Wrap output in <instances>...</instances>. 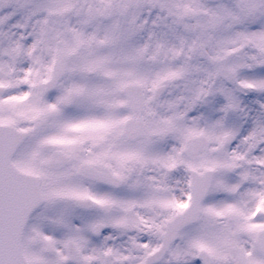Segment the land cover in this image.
Wrapping results in <instances>:
<instances>
[{"label":"snow or ice","instance_id":"snow-or-ice-1","mask_svg":"<svg viewBox=\"0 0 264 264\" xmlns=\"http://www.w3.org/2000/svg\"><path fill=\"white\" fill-rule=\"evenodd\" d=\"M0 264H264V0H0Z\"/></svg>","mask_w":264,"mask_h":264}]
</instances>
